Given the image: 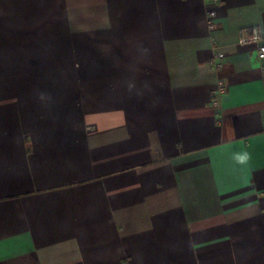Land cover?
<instances>
[{"label": "crops", "instance_id": "crops-1", "mask_svg": "<svg viewBox=\"0 0 264 264\" xmlns=\"http://www.w3.org/2000/svg\"><path fill=\"white\" fill-rule=\"evenodd\" d=\"M254 26L264 0H0V264H264Z\"/></svg>", "mask_w": 264, "mask_h": 264}, {"label": "built area", "instance_id": "built-area-1", "mask_svg": "<svg viewBox=\"0 0 264 264\" xmlns=\"http://www.w3.org/2000/svg\"><path fill=\"white\" fill-rule=\"evenodd\" d=\"M216 15V12L214 10H211L209 13V17L213 18ZM262 36L259 31V27L254 26L251 27L250 29H245L242 33V39L241 42L243 43H254L257 45L258 48V55L260 58L264 57V43L261 44L260 42L262 41ZM220 58L223 57V54L219 56ZM263 77H264V66H263ZM228 90V86L224 81H220L218 85V89L215 93L214 97V103L219 104L220 98L224 93H226Z\"/></svg>", "mask_w": 264, "mask_h": 264}, {"label": "clouds", "instance_id": "clouds-1", "mask_svg": "<svg viewBox=\"0 0 264 264\" xmlns=\"http://www.w3.org/2000/svg\"><path fill=\"white\" fill-rule=\"evenodd\" d=\"M237 159H238L239 162L244 163L246 161V159H247V153L242 154V155L238 154L237 155Z\"/></svg>", "mask_w": 264, "mask_h": 264}]
</instances>
